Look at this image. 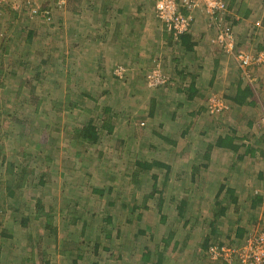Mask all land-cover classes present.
<instances>
[{
  "label": "rangeland",
  "instance_id": "obj_1",
  "mask_svg": "<svg viewBox=\"0 0 264 264\" xmlns=\"http://www.w3.org/2000/svg\"><path fill=\"white\" fill-rule=\"evenodd\" d=\"M248 1L251 0H234L232 7H228L225 0L227 9L222 24L215 25V31L207 28L213 31L210 40L216 53L220 50L230 58L231 76L218 80L209 91L201 92L200 84L193 102L187 101L188 88L184 87L189 81L190 61L179 57L178 44L170 46V50L176 51H169V61L153 65V37L149 35L153 21L148 16L140 22L141 28L132 31L139 63L118 58L117 51L122 48L113 43L118 39L120 26L114 23L120 25L118 20L129 17L116 12L121 0H109L113 8H109L108 0H31L13 14L0 11V160L6 162L1 171L5 173L8 161L28 169L27 185L16 190L14 196L6 195L0 184V246L5 248L4 260L22 246L27 253L34 254L31 255L38 264L45 258L51 264H71L74 257L66 259L62 253L74 255L83 242V253L91 259L93 246L100 244L97 264H136L135 250L141 244L155 246L163 235L173 231V240L182 251L171 256L172 263L168 264H206L201 245L213 223L215 232L228 234L234 232V225L242 224L243 218L247 221L253 215L252 220H256L247 233L264 231V204L256 205L251 212L230 210L219 214L221 208L229 205L227 189L231 185L241 194L238 203L244 208L249 206L245 199L264 197V155L257 152L253 158L237 161V155L245 149L242 147L238 153L214 149L208 159L204 157L208 144L218 135L235 132L239 145H253L256 137L264 133L263 64L243 67L246 74H252L250 82H244L252 85L258 103L242 108L229 104L226 112L223 109L226 106L222 99L234 92L242 77L238 55L254 56L264 50L259 30L250 27L251 20H240ZM197 9L206 14L204 7ZM111 24L117 28L114 38L104 33ZM27 26L35 30L31 38H27ZM227 27L231 31L229 36H222ZM254 36L261 39L263 49L259 52V45L252 40ZM154 68L164 82L149 86ZM153 99L158 102V115L151 117L149 105ZM178 102L183 103L181 108ZM219 102L222 109H213ZM104 107L110 111L112 133L107 134L102 128L98 145L74 149L64 131L80 126L88 113H100ZM211 108L215 116L207 113ZM173 111L178 116L171 120L169 114ZM194 112L198 114L196 118ZM15 117L26 123L22 135L16 129L19 123L13 120ZM247 121H252L250 127L245 125ZM152 130L156 133L152 134ZM45 134V144H38ZM32 135L33 140L29 138ZM137 161L161 162L169 166V171L160 168L143 172L136 167ZM41 172L46 184L39 187L36 184ZM19 176L20 170L15 180ZM152 176L157 179L156 187L162 189V210L157 207V195L146 198ZM91 187H109L110 194L96 197ZM38 197L46 206L53 201L55 209H60L65 200L72 204L75 215H94V225L89 228V220L86 232L73 227L64 232L61 227L66 223L68 226L67 220L72 221L73 216L64 212L56 216V240L41 228L39 232H28L29 235L14 232L19 227L20 204L32 209L30 203ZM178 208L183 209L182 216L177 213ZM107 216H112L113 224L100 220ZM140 230L144 235H139ZM4 231L16 237L4 238ZM30 236L36 242L34 251ZM217 240L220 239H212L209 245H216ZM231 241L233 244L222 239L224 244L234 247L244 242ZM118 255L122 258L116 260Z\"/></svg>",
  "mask_w": 264,
  "mask_h": 264
},
{
  "label": "trees",
  "instance_id": "obj_2",
  "mask_svg": "<svg viewBox=\"0 0 264 264\" xmlns=\"http://www.w3.org/2000/svg\"><path fill=\"white\" fill-rule=\"evenodd\" d=\"M0 11H8V12L13 14L16 10L11 9L10 7H0ZM154 12H155L154 15L156 16V11L154 10ZM28 23H33V22H28ZM27 27L29 28V29H27L28 31L26 33L27 38H31L33 33L35 32V30L32 28V26H27ZM162 32L166 34L165 37L167 38V42L163 43V47H164V49H166L167 53H169V51L175 52L176 50H170L169 48H170V46H173L176 44H178L177 46H179V50L177 53H180V55L181 54L186 55L191 50L193 44L190 42L189 39H187L186 34L181 35L178 38V41L175 42L171 38V36L167 32H165L164 29L162 30ZM41 44H42V42H41ZM258 47L259 48H257L258 49L257 52H259L260 50L263 49V47L262 46L260 47V45ZM223 54H225V53H223ZM137 63H139V61H137ZM250 67H252V65H250L246 68L249 69ZM250 73L249 72L247 74L243 73L242 77L240 76L237 86L234 87L235 88L234 92L231 95L227 94L225 96L226 101L221 98L223 100L224 105L226 106V108H223L225 112L229 109V106H228L229 104L235 108H242L245 105L252 106L253 104L258 103L257 96L255 95V93H253L252 85L247 83V82H244L245 79L250 82V77H252V74H250ZM188 88L189 89H187V91H188L187 101L193 102L194 98H195L196 90H194L193 85H190V87H188ZM261 102H262V106L264 107V100ZM182 104H183L182 102H178L177 106L179 108H181ZM155 105L156 104L154 102L150 103V105H149V108H150L149 115L151 117H153V115H158L157 111H155V109H156ZM180 110L181 109H178L177 111L180 112ZM177 111L176 112L173 111L169 114L171 120H174L176 118V116H178ZM224 111H220V112H224ZM213 112L214 111H211V109H210V112L207 111V113L210 116H215V115L211 114ZM109 114H110V111H109V108H107V107H104V110L100 113H98V112L88 113L86 115V120H85V122H83V124H81L80 126H74L73 129H70L68 131H64L65 133H67L66 136L69 138L70 145H73L74 149L76 147L77 150L79 148H82V147H94V146L98 145L101 141V136H103V134H102L103 129L102 128L106 129L107 134L112 133L114 126L112 125V123H110L111 116ZM196 114H197V112H194L195 118H196ZM13 120L19 123V126L16 129L19 130V133H20L19 135H22L23 134L22 129L26 126L25 125L26 123L23 122L22 120H19V118H16V117H15V119L13 118ZM245 125L250 127L252 125V121H247V124H245ZM0 128H1V126H0ZM155 133H156V131L152 130V134H155ZM183 134H184V132L182 133V135ZM6 135L8 137V132H7V134H5V136ZM3 137H4V134H3ZM46 137H47V134L43 135L41 137V139L38 140V144H39V142H41V144H45ZM29 138L30 139L32 138L31 140H33L34 135L29 136ZM27 139L28 138H26L25 141H27ZM28 141H29V139H28ZM238 141H239V139L236 138L235 132H232L231 134H225L223 136L218 135L212 143L208 144V146L206 148L205 155H204L205 159L209 158V156H210L209 153L211 152V150H214V149L238 153V150L242 147L245 149L242 153L237 155V158H236L237 161H242L246 157L253 158L257 154V152H259L260 156L264 155V133L261 136L256 137V140L253 141V145H251V144L242 145L241 143L239 145ZM171 143L173 144L174 142H171ZM151 148H153V147H151ZM21 149H22V152L25 150L24 147ZM40 149L41 148H38V150H40ZM0 152H1V147H0ZM2 157H4V156L2 155ZM41 162H43V161L41 160ZM5 163L6 162L4 159L0 160V184L3 185V188H4L6 195L14 196L16 190H18L22 187H25L27 185V179H26L27 174L26 173H27L28 169L26 167H24L23 165L15 164V163H12L11 161H8L7 166L4 169V171H5V173H4L1 170H2V167ZM135 165H136V167L141 168V170L143 172H147V171H150L153 169H160V168H165L166 171H169L168 165H165V164H163L161 162H157V161H154L151 164L147 163L146 161L145 162L144 161H142V162L137 161V162H135ZM19 170H20V173L22 174V176L21 177L19 176V178L18 179L16 178V180H15V175H16L17 171H19ZM41 173L42 174H40V176H39L40 177L39 182L36 184V186H39V187L46 184L44 182L45 175L43 174V172H41ZM136 173H138V172H136ZM3 176H4L5 180H2ZM133 177H135V176H133ZM258 177L261 179L262 173L258 174ZM153 179L155 180L154 183H153ZM156 180H157L156 177L152 176V185L150 188V193L146 194V198L148 197L150 199H153V197L155 198V195H157V198H156L158 200L157 207L159 208V210H162V203H163L164 198H163V194H162V189H159L156 187L157 186ZM32 186H34V185H32ZM164 186L165 185H163V188H165ZM91 190H92V194H94V196H96V197H103L107 193L110 194V191H109L110 188L109 187H107V188H99V187L98 188H96V187L92 188L91 187ZM228 193H230L229 195L233 196L232 190H228ZM109 194H107V195H109ZM0 195H1V191H0ZM109 201L110 200H107V204L110 206L111 204ZM261 202H262V197L261 196H257V197L255 196L253 198V200L251 201L252 207H256V205L260 204ZM232 203H235V200ZM20 205H21V208H19L20 211L18 210L20 212V217L18 218L19 219V227L16 230H13L14 232H23V233H20V235H23L24 233H27L29 235V233L34 232L35 230H36V232H39L40 229H38V228H41L42 232H46V234L49 235V237H51V238L53 237V240H56V232H57L58 228L54 223L56 220V216L59 215V213L62 214L64 212L70 213L73 216H72V221L67 220L68 226L66 223V225L64 227H61L63 231L69 229L70 227H73V228L77 229L76 231L86 232L85 230L88 228L89 220L92 221L89 228L92 225H94V221L91 220L94 218V215L92 216V218L90 217L89 213L88 214L85 213L87 215L86 217L80 216L83 214V212H81L78 216L75 215L73 213L72 204L65 202V200H63L60 209H55L53 201L49 205L46 206L44 204L43 200H41L39 197L36 198L34 200V202L30 203V205L32 206V209H30L27 206V204H25V203H22ZM145 209H147V208H145ZM224 212H226L225 208L223 209L222 215H224ZM177 213L179 214V216H182L183 215V209L178 208ZM95 216L97 217V215H95ZM100 220H102L105 223L113 224L112 223V216H107V217L102 218ZM215 225L216 224H214V223L212 224L211 232H215V230H214ZM64 232H66V231H64ZM138 232H139V235H141V236L144 235V233H145L143 231L141 232V230ZM244 232H245V230L243 228L237 229V231H236L237 237L234 239L235 244L240 242L241 240H245V238L247 237V232L243 236ZM1 235H3L4 238L10 239V238H13L14 234H12V232L7 233L6 231H4ZM173 235H174L173 231H168V233L166 235H163L160 238V240L158 241L159 242L158 244H154L155 246H150L147 243L141 244L135 250V255L138 256V261H136V264H168L170 262L169 259L171 256H173L174 254L175 255L180 254L182 251V248L180 247L179 243L177 241L173 240V237H174ZM37 236L38 235L34 236V238H36ZM14 237H16V235H14ZM108 237H109V235L107 234L106 238H108ZM34 238L31 237V240H30L31 245H32L30 247H32V249H33V245L36 243ZM231 240L229 241V243L233 244V242ZM83 245H84V243L82 242L81 243V249L78 250V252L75 253L74 255L70 254L69 252H66V251L63 252L62 255L66 259H69L68 258L69 256H71V258L74 257L71 264H97L96 258L98 257V251H99L100 244L97 243L93 246V258L92 259L89 258L87 254L83 253V249H84ZM216 245L219 248L224 246V245L233 246V245L224 244V243H216ZM212 246H214V245H212ZM210 248H211V245H209L208 237H205L203 239L202 249L205 251L206 256H207V259H205L206 264H240L238 261H236V258H234V257L232 258V260H229V261L225 260L223 256L220 257V259H218V260H214V261L211 260L210 257H208ZM33 251H34V249H33ZM105 251L108 252L109 250H105ZM4 252H5V248L0 246V264H16V261L19 262V264H38L37 261L33 260L34 254L27 253V250H24L22 248V246L20 247V250H17V252L12 257L8 258L7 260H4V258H3ZM31 254L33 255V257ZM120 257L121 256L118 255L116 257V260L119 259ZM166 261H167V263H165ZM170 263H172V262H170ZM42 264H51V261L45 258Z\"/></svg>",
  "mask_w": 264,
  "mask_h": 264
},
{
  "label": "crops",
  "instance_id": "obj_3",
  "mask_svg": "<svg viewBox=\"0 0 264 264\" xmlns=\"http://www.w3.org/2000/svg\"><path fill=\"white\" fill-rule=\"evenodd\" d=\"M121 1L122 3L120 5H117L115 8L117 9L116 12L117 14H128L129 17H124L123 21L122 19L121 21L118 20V22H120V25L118 23H114L117 25V27L120 26L119 27L120 31L117 34V37H118V39L116 40L117 42L115 41L113 43L114 45L117 44L116 46L117 48H122V50L117 51V53L119 54L118 58L120 60L122 59L123 61L131 60L133 61V63L138 61V58H139L137 56L138 49H136L137 45L134 44L133 37H135V35L132 31L135 29L141 28L140 22L145 19L144 17L146 15L148 16V19H151V21H153V32L149 34V35H152L153 37V54H152L153 55V65L156 64L157 62L162 65V60L163 62L164 60L169 61V56H168L169 53H167L166 49H164L163 47V43L167 42V38L165 37L166 34L162 32L163 28H161L162 27L161 25H160L161 27H159V22L157 21L156 16L154 15L155 14L154 5L156 4L157 0H121ZM233 1L234 0H228V5H229L228 7H232ZM109 4L110 2L108 0V5ZM111 7L112 5L109 8ZM115 16L116 15H114L113 17ZM240 20L242 22L251 20L250 27L253 28L254 30L258 29L260 34L264 38V0L248 1L244 15L240 17ZM113 22L115 21L113 20ZM114 24H111V26L108 29L105 28V31H104V33H106L111 38H114V36L112 35L114 34L115 30H117ZM215 24L217 23L214 20L209 19L202 9H196L194 11L193 21H192L190 30L186 33L187 39L190 40L193 46L191 50L188 52V54L186 55L181 54L180 58H184V60H188L190 62H196V63L194 64L190 62L187 63L189 66V69H187L189 73L188 75L189 81L187 85L184 84V87L188 88L190 87V85H193L194 90H196L199 88L198 86L202 84L201 85V87L203 86L202 90L200 88L201 92L207 89L209 91L210 87L218 83V80L224 77H226L225 79H228L231 76L232 65L230 63V58L225 56L220 51L216 53L215 48H213L211 45L212 42L210 39L213 36V31L208 30L207 28L214 29L215 31ZM105 25H108L107 22L105 23ZM129 38H131V40ZM252 40L256 42L257 45L261 44L260 38H256L254 36ZM262 41L264 42V40ZM232 62L234 63V61ZM239 69L243 73H246V70H243L241 68ZM195 71H196V74H195ZM153 102L155 104H158V102H156L154 99H153ZM257 186L258 188L260 187L259 185ZM230 187H232L233 189L228 188L227 190H232L233 196L229 195L230 193H228L227 191V196L229 195L228 196L229 205L224 206L226 209V212L230 210H231L230 211L231 213L238 212L239 210L241 212H251L252 210L254 211L256 209V207H252V204H251V201L253 199H250V200L245 199V201L249 204L247 208H244L245 206H242L241 204H239L238 199H240L241 194H237L236 190H234V186L231 185ZM260 196L262 197V202L260 203L262 205L264 204V197L263 195H260ZM234 200H235V203H232ZM229 206L232 209H229ZM223 209L224 208H221L219 212L220 215H222ZM226 212H224V214H227ZM253 217H254L253 215H250L247 221L245 220V218H243L241 221L242 224L234 225V232H226L228 234H224V232H218V231L211 232L212 230V227H211L210 231L206 233V236H204V238L208 237L209 242H211L212 239L213 240L220 239V240H217L218 241L217 243H223L222 239L225 240L226 242H229L232 238L235 239L237 237L236 231L238 228L239 229L243 228L245 230V232L243 233V236H244L247 230L251 229L254 226L253 222L256 219L252 220ZM223 235H224V238H223Z\"/></svg>",
  "mask_w": 264,
  "mask_h": 264
},
{
  "label": "built area",
  "instance_id": "obj_4",
  "mask_svg": "<svg viewBox=\"0 0 264 264\" xmlns=\"http://www.w3.org/2000/svg\"><path fill=\"white\" fill-rule=\"evenodd\" d=\"M30 2L31 0H0V7L19 10ZM201 6L204 7L208 18L217 23L215 24L217 27L222 24L223 12L227 9L225 0H158L155 6L156 18L165 32L177 42L181 35L190 30L193 12ZM227 28L224 32L222 30V36H229L230 28ZM238 58L241 59V66L239 67L243 70V67L246 68L253 64L264 65V50L254 56L239 54ZM160 79H162L161 76L154 68L153 78H150L149 86L163 83L164 80L160 81ZM215 106L218 107L217 110L223 107L222 104L220 106V102L214 105L213 109H215ZM213 109L211 108V111H214ZM254 231L248 232L244 242L238 247L224 245L219 248L217 245L211 246L208 257L213 261L223 256L227 261L232 260L234 257L240 264H264V231Z\"/></svg>",
  "mask_w": 264,
  "mask_h": 264
}]
</instances>
